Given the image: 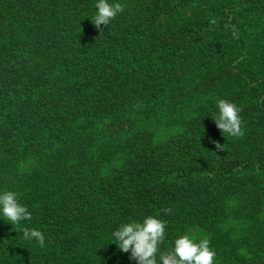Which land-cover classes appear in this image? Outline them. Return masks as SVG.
<instances>
[{"label":"trees","instance_id":"16d2710c","mask_svg":"<svg viewBox=\"0 0 264 264\" xmlns=\"http://www.w3.org/2000/svg\"><path fill=\"white\" fill-rule=\"evenodd\" d=\"M108 2L100 33L97 0H0V192L32 215L0 218V264H119L123 223L164 221V251L264 210V0ZM219 99L243 137L215 126ZM252 230L246 253L213 247L222 264H264Z\"/></svg>","mask_w":264,"mask_h":264},{"label":"clouds","instance_id":"9594fccd","mask_svg":"<svg viewBox=\"0 0 264 264\" xmlns=\"http://www.w3.org/2000/svg\"><path fill=\"white\" fill-rule=\"evenodd\" d=\"M96 14L91 23L100 33L103 32L101 25L108 26L124 6L120 3H109L108 0H97L95 4ZM217 114L212 117L217 129L221 134H227L233 138L244 135L242 128V109L235 103L226 99L216 101ZM224 136V135H223ZM215 149L223 152L224 144L211 141ZM165 208V214L170 213ZM0 218L18 228L22 221H30L32 215L19 202L15 191L6 190L0 192ZM23 238L35 240L39 247L45 246V237L40 230L20 228ZM166 223L155 216H146L142 221H131L121 224L112 232V237L118 249L123 253H130L129 259L136 264H215L216 252L210 246L208 238L197 240L195 237L185 233L176 238L168 250H161L165 242Z\"/></svg>","mask_w":264,"mask_h":264},{"label":"rangeland","instance_id":"374dc122","mask_svg":"<svg viewBox=\"0 0 264 264\" xmlns=\"http://www.w3.org/2000/svg\"><path fill=\"white\" fill-rule=\"evenodd\" d=\"M259 214L255 220H249L246 218H230L224 223L218 225L214 232L207 233L205 231L202 232L192 229L189 230L187 234L195 237L197 240L201 238H208L210 240V246L212 249L213 247H215V245L220 244V247L224 251L223 255L228 254L227 256H231L230 253H246L252 248L251 243H253L255 239H257L256 235L258 234H256L255 231L252 230L253 225L264 223V210ZM210 234H212V236ZM231 244H233L234 246ZM249 244H251V246H249L250 248H247ZM129 255L130 253H123L118 250L116 257L117 262L119 264H128ZM222 261L223 259L221 258V256L216 255L215 264H222Z\"/></svg>","mask_w":264,"mask_h":264}]
</instances>
